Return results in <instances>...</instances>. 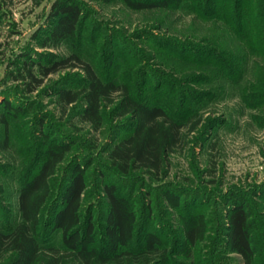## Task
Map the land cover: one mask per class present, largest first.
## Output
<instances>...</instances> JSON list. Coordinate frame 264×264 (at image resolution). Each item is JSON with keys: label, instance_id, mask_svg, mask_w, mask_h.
Segmentation results:
<instances>
[{"label": "rangeland", "instance_id": "1", "mask_svg": "<svg viewBox=\"0 0 264 264\" xmlns=\"http://www.w3.org/2000/svg\"><path fill=\"white\" fill-rule=\"evenodd\" d=\"M53 1L0 0V230L19 220L18 189L40 165L45 142L62 141L70 150L51 179V200L62 171L80 164L86 181L81 225L89 222L94 241L102 238L107 212L102 185L113 180L133 196L138 233L155 231L170 248L176 242L177 249L183 210L169 207L161 193L175 186L189 212L204 213L210 230L190 257L173 255L177 262L240 264L239 256L224 249L218 232L220 198L240 197L257 221V264H264V47L253 48L238 35L237 2L214 0V6L208 0H182L176 6L138 9L122 0H77L74 37L56 41L48 38L57 19L49 13ZM242 1L248 27L264 22V16L255 19L253 9L261 0ZM70 54L101 80L127 84L135 95L187 124L184 146L170 156L167 176L147 183L149 193L140 189L136 174L118 175L108 164L107 144L129 131L121 127L125 118L106 105L100 128L93 129L81 118V100L67 105L59 96L61 90L86 85L85 72L70 65L74 61L30 90V67L41 77L39 64L50 66ZM189 126L194 131H187ZM51 206L42 214L39 241L62 248L60 231L48 220ZM11 262L6 254L0 264Z\"/></svg>", "mask_w": 264, "mask_h": 264}, {"label": "trees", "instance_id": "2", "mask_svg": "<svg viewBox=\"0 0 264 264\" xmlns=\"http://www.w3.org/2000/svg\"><path fill=\"white\" fill-rule=\"evenodd\" d=\"M122 1L130 8L139 9L176 6L182 0ZM235 1L238 9V35L249 46L261 50L264 47V22L255 19L264 16V0L253 7L256 21L254 27H248L242 20L245 15L242 12L243 1ZM208 3L216 6L214 0H208ZM228 9L229 6L226 9L227 14ZM49 13L57 19L48 38L56 41L73 38L80 13L78 1L54 0ZM70 61H74L70 65L85 72L86 85L79 91L61 90L59 96L64 103L69 105L81 100V118L90 123L93 129L100 128L101 112L106 105L110 106L116 117L125 118L121 127L125 125L128 133L114 143L107 144L109 166L118 175L136 174L141 190H146L147 183L162 181L168 174L170 156L185 144L184 129L187 124L162 105L151 104L135 95L127 84L101 80L75 54L61 58L50 66L39 64L37 71L41 77H37L30 67L27 70V76L33 83L30 90L40 86L47 75L67 67ZM194 129L195 126H189L187 131ZM44 145L40 165L19 186V220L9 230H0V261L6 254H10L11 264H67V257L74 264H181L173 255L180 253L190 257L191 248L197 242L203 241L206 233L210 231L204 213L189 212V204L186 205L180 200L183 192H179L180 189L175 186H165L161 193L167 205L177 211L183 210L179 215L182 243L177 249L176 242L170 248L165 238L155 231L141 230L138 233L132 194L123 192L117 182L110 180L102 185L107 202L103 235L99 242L94 241L89 222L84 227L81 225V195L86 187L84 168L76 163L64 169L58 190H55L57 193L51 200L54 192L51 179L63 163L70 147L65 142L51 140ZM146 193L149 191L146 190ZM219 202L223 208L218 212L221 217L218 232L223 237L224 249L239 256L240 264H257V221L249 202L240 197L227 200L220 198ZM50 203L53 208L48 220L54 229L60 231L62 248L41 245L39 241L44 229L42 214ZM262 208L264 215V203Z\"/></svg>", "mask_w": 264, "mask_h": 264}]
</instances>
